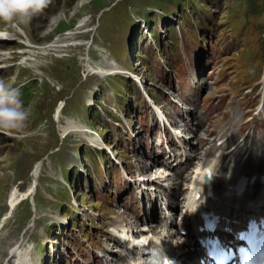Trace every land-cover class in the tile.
<instances>
[{"label":"rangeland","instance_id":"rangeland-1","mask_svg":"<svg viewBox=\"0 0 264 264\" xmlns=\"http://www.w3.org/2000/svg\"><path fill=\"white\" fill-rule=\"evenodd\" d=\"M193 1L182 9L174 6L177 0H56L28 24L0 22V67H9L6 76H0L1 82L19 90L28 114L21 130L10 134L0 130V219L9 192L14 190L18 199L0 227V264L24 236L26 251L5 264H19L26 254L31 257L29 264H92V253L103 254L96 247L109 229L110 224H104L118 219L124 227L131 221L124 208L135 206L139 196L135 192L138 185L131 182L137 171L135 162L141 166L144 155L154 149L144 139L152 112L145 109L138 91L124 85L121 89L119 76L92 74L102 65L99 56L110 69L135 71L147 91L162 96L161 108L169 114L170 103L177 109L184 107L168 89L173 51L181 49L174 47L179 39L176 25L190 56L184 66L177 60L175 72L185 79V94L193 95L202 106L212 95L230 96L238 63L253 59L262 67L264 0ZM154 9L158 11L147 15L146 29H138L137 16ZM172 31L170 45L166 34ZM196 40L198 53L191 45ZM55 43L61 48L44 50ZM157 43L160 54L167 57L166 65L153 72L134 66L133 57L152 53L150 48ZM151 57L159 62V55ZM259 91L257 87L245 101L252 112L263 95L260 91L253 98ZM163 96L171 101L164 102ZM260 119L264 122V115ZM128 126L140 128L133 140H126ZM88 128L97 131L98 137L111 139L118 164L105 159L98 164L84 145L92 143ZM37 164L40 170L35 182L30 171ZM30 185L33 195L25 194ZM141 210L136 204L138 214Z\"/></svg>","mask_w":264,"mask_h":264},{"label":"bare ground","instance_id":"bare-ground-1","mask_svg":"<svg viewBox=\"0 0 264 264\" xmlns=\"http://www.w3.org/2000/svg\"><path fill=\"white\" fill-rule=\"evenodd\" d=\"M37 18L38 17L34 18L33 20H36ZM45 18L46 17H43L42 20H45ZM43 24L44 23H42V25ZM80 26L83 27L84 26L83 23ZM59 48H61V47L55 43L52 45H48L47 47H44V50L47 52H50V51H54V50L59 49ZM86 56H87V53H86ZM46 57H50V55H46ZM99 58L102 61L101 67H103V69H106V70L103 71L101 67H98V69L93 71L92 74L105 76V75L115 73L114 70H111L113 67L110 69V66L106 63L104 58H102L101 56H99ZM85 59L88 60V58H84L83 60H85ZM36 67L39 69V64L36 65ZM85 72H87V71H85ZM259 82L263 84L262 88H264V73L261 76V79ZM220 105H221V103L219 101V102L215 103L213 105V107L216 110L219 108ZM232 108H236L235 105L232 102H228V110H231ZM226 110L227 109L224 107V109L221 111V113H225ZM208 114H209V111H206L203 115V119L205 121L204 128L201 129L199 127V125L196 124V126H198V129H195V132H192L193 133V139L195 140V145L190 146V151L185 155L183 162L177 163L176 165L177 166L179 165L182 171L189 170V172H192L195 175H199L200 170H199V167H197V166L195 167L196 163H194V160L201 161V160H203L204 157H208V156L212 155L216 150L223 148V147H225L231 143V144H234V148L232 150H230V152H228V154H227L228 163H233L234 162L233 158H236L241 153V151L247 150L248 154H247V160H246V163H247L246 167L256 168V169L262 171V173H259V174H264V141L255 136V131L257 130V128L254 127V129L250 135H249V133H247L244 136V138H242L238 141L237 136H236L237 130L235 129V124H234V122L235 123L239 122L238 118L235 117L237 114L232 115L234 117L233 118L234 122L229 120L226 123H223L224 120L222 118H220L219 115H216V116H214V118L211 119V118H209ZM256 115L258 117L259 114L257 113ZM244 124H246V123H244ZM262 127L264 128V123H262ZM261 134L263 135V130H261ZM247 137L251 138V139H249L250 143L248 146L245 145V143H246L245 138H247ZM263 137H264V135H263ZM216 139L220 141V144L218 145V147H215V145H214V141ZM257 143L260 144L259 145L260 148H257L258 147ZM246 147H248V148H246ZM253 148H257V149L254 150ZM160 157L161 156H159V155H157V156L151 155L150 159L148 160L149 162H147L145 164H141V166L139 164H137L138 165V166H136L137 167V171H136L137 174L138 173L139 174L144 173V175L146 174L147 176H145V178H147L146 179L147 183L156 182L157 184H159V183L165 182L168 187L172 188V191L175 194L184 192V190H186L187 188H190L191 185H195V186L197 185V180H195L196 178L195 179H194V177L191 178L190 176H188V174H187L188 178L184 177L181 180L182 181L187 180L189 184H186L187 186L184 184V186L180 187L177 185V183H175L173 181H168L170 178L167 177V173L160 172L158 170H153L150 165L154 164L156 162H160V160H159ZM222 160H223V155H222V153H219V155L216 156L214 168L215 167L216 168L217 167L222 168L223 167ZM201 164L203 165L204 163H201ZM228 166L230 168V171H234L233 164H230ZM191 168H195V169L191 170ZM39 170H40V166L38 164L34 168L32 167V169L30 171L31 180L34 179L36 182V180L39 176ZM201 173H202V169H201ZM238 173H240V172H238ZM238 173L236 172L233 176L230 177V179H233L234 176L238 175ZM217 179H220V180L228 179V181L230 180L229 178H224L222 175H219L217 177ZM25 194H30V195L34 194V188L32 185L29 186L28 192ZM144 194H145V196H148V194H146V193H144ZM16 195H17V193H15L14 190L9 192V196L6 200L7 209H6V212L4 213V215L0 219V226L5 222V220L3 221V219L6 216H7V218H9L10 212L14 209L15 205L18 203V199H17ZM231 197H233V196L228 192L227 197L223 198L222 201L226 202V201L232 200ZM177 198H179L180 200L176 199L174 201L176 203V209H177V206L181 207V208H185L186 207V203H185L186 199L181 198V197H177ZM189 201L191 203L190 198H189ZM116 204L117 203L112 204V207L114 208L116 206ZM196 204H197L196 208H199L200 203L196 202ZM215 204L217 207L224 206V204H218V203H215ZM211 205H213V204H211ZM190 207H195V205H193L191 203ZM110 211H111V209H110ZM128 213L133 214V212L130 209L128 210ZM184 215H185V212H184L183 216ZM140 219L141 220H139V219L137 220L134 218L133 221L130 222V224H132V225H135V224L137 225L138 223H143V221L148 224V226H147L148 228L146 229L145 232L143 231L142 228H140L138 231L139 237L141 238V242H142L140 245L143 246L145 244V242H147L149 244L150 242H152V239H153L160 246L166 242L165 237H166L168 242L170 241V239H168L167 236H169L171 234H168L167 232H164L162 230H158V231L152 230L151 231V227H152L151 223L153 221L155 223V216L151 210H150V212H147V213H145V211H144L143 214L140 216ZM117 220L118 219L112 221V223L117 222ZM31 223H32L31 221L28 222V227H30ZM125 232L129 233L128 230H125ZM147 232H149V233L152 232L154 235L161 237L162 241L159 238L153 237V236H150L152 239H147L148 238ZM102 236H103V240H102V242L98 243L97 249L103 251L104 253L106 252L108 254H104L101 258L92 257V264H96V263L97 264H123V263L124 264H141V262H139V259L134 257V255L136 253V251H135L136 248L133 247L132 242H129V241L125 242L123 239L122 240L119 239L118 236H115L113 234L108 233L107 230H106V234H103ZM130 237H132L131 239H133V235H131ZM26 243H27V241L25 240V236H24L19 243L12 246L9 250L7 257L5 258L4 264L7 262L10 263V260L17 253L19 255L20 252L22 253L23 251H26V248L23 247L24 245H26ZM170 244H172V243H170ZM113 245L117 248L116 253H111L110 251H109L110 252L109 253L108 250L111 249V247ZM149 245H151L153 247H157L153 243H151ZM129 246L131 248H129ZM147 248H148V246L145 249H147ZM26 256H27V254H26ZM22 259H24V260H22ZM20 263L21 264H29L26 257H21L19 264Z\"/></svg>","mask_w":264,"mask_h":264},{"label":"clouds","instance_id":"clouds-1","mask_svg":"<svg viewBox=\"0 0 264 264\" xmlns=\"http://www.w3.org/2000/svg\"><path fill=\"white\" fill-rule=\"evenodd\" d=\"M52 0H0V22L28 24L42 15ZM28 114L19 90L0 82V130L7 133L21 130Z\"/></svg>","mask_w":264,"mask_h":264}]
</instances>
